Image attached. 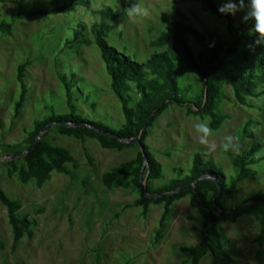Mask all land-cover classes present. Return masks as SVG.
Here are the masks:
<instances>
[{
	"label": "rangeland",
	"instance_id": "374dc122",
	"mask_svg": "<svg viewBox=\"0 0 264 264\" xmlns=\"http://www.w3.org/2000/svg\"><path fill=\"white\" fill-rule=\"evenodd\" d=\"M69 2L4 0L0 4V20L13 24L10 35L0 33V143L20 142L24 127L29 128L34 120L47 117L51 106L55 113L68 112L64 87L58 77L60 72L73 78L76 112L112 129H120L124 124L121 105L110 88V77L90 31L74 38L78 21L89 26L92 11L76 5V10L62 14L24 17L33 10ZM90 2L92 8L101 4L113 7L118 19L107 42L140 63L160 51L151 47L150 42L171 25L175 15L172 0ZM224 2L218 0L221 6ZM136 4L149 7L152 14L144 19L130 17L128 11ZM177 6L202 31L226 30V21L203 11L198 2L180 1ZM244 14L246 9L233 16L236 25L243 21ZM26 60L31 62L26 67V100L19 116L14 117L20 94L17 66ZM176 71L179 95L186 101L194 100L200 87L199 78L182 62L177 63ZM224 94L220 106L229 118L218 129H211L206 144L201 143L196 125L209 126L207 115H188L173 104L156 119L146 143L162 164L165 177L152 181L154 186L172 177L175 167L188 171L194 154L200 152L205 153L206 163L212 161L228 178L234 176L236 148L226 150L225 139L232 136L239 154L256 145L257 161L251 165L254 177L240 182L233 195L224 197L222 205L228 208L264 192V95L251 99L254 107L249 108L234 100L228 84L224 85ZM247 125L249 134L245 136L243 130ZM47 139L69 149L76 166L66 164L71 175L53 171L44 186L37 188L34 181L23 184L15 175H8L4 165L7 160H0V189L20 203V216L36 222L33 236L23 238L12 249L7 210L0 203V239L5 243V249L0 251V264H184L189 259L180 247L198 243L199 232L194 228L200 226V218L188 197L174 203L162 237L156 240L163 206L151 204L146 214L138 206L125 209L123 204L138 198L134 186L107 188L102 183L104 172L136 156L140 149L137 144L120 151L107 150L94 139L82 141L55 130L48 132ZM86 151L92 162L88 161ZM83 180H88L86 187ZM220 230L226 236L224 245L232 264H264V240H258L259 224L253 216L243 215L234 223L222 221ZM209 261L206 256L200 264Z\"/></svg>",
	"mask_w": 264,
	"mask_h": 264
},
{
	"label": "trees",
	"instance_id": "16d2710c",
	"mask_svg": "<svg viewBox=\"0 0 264 264\" xmlns=\"http://www.w3.org/2000/svg\"><path fill=\"white\" fill-rule=\"evenodd\" d=\"M180 1L198 2L203 11L224 19L226 30L220 33L198 29L178 8L177 4ZM3 2L4 0H0V4ZM172 3L175 9L174 20L158 38L150 42L151 47H157L160 51L155 52L143 63L108 44L107 38L118 19V14L111 5L101 4L92 8L90 0H70L67 4L49 9H36L25 14L24 17L62 14L73 8L76 10V5L92 11L93 18L89 26L82 20L78 21V30L75 31L74 38L77 39L87 30L90 31L110 77V88L121 105L124 124L120 129H112L100 121L85 118L76 112L72 95L73 78H68L65 73L60 72L58 77L64 87L68 112L55 113L51 106L49 108L51 112L47 117L34 120L29 128L24 127V138L20 142L0 143V157L21 154L34 144L38 133L46 125L51 124L33 150L22 157L4 162L8 175H15L23 184L34 181L37 188H42L51 178L53 171L71 175L66 164L76 166V160L69 149L54 145L47 139L49 131L55 130L58 134L82 141L94 139L101 148L115 151L136 145L132 142H122L120 139L136 138L142 131L140 138L147 160L142 176L143 178L147 176V192L160 194L175 191L188 183L191 185L164 197H146L140 181V172L144 164V156L140 149L133 159L120 163L116 169L104 172L102 183L107 188L134 186L138 198L132 203L123 204L125 209L138 206L142 208V213L146 214L151 204L163 206L156 240L162 237L165 222L174 203L188 197L200 218V226L194 228L199 232L200 238L194 246L180 247L181 251L189 256L184 264H200L206 256L210 259L209 264H232L233 259L224 245L226 236L220 230L222 221L234 223L243 215L253 216L259 224L258 240H264V192L253 194L228 208L222 205L224 197L233 195L240 182L254 177L255 172L251 165L257 161L256 145L249 151L235 155L233 165L236 173L230 178L214 162L206 163L205 153L200 152L194 154L188 171L182 167H175L172 169V177L161 185L154 186L152 181L164 179V170L146 143V139L156 119L173 104L183 108L188 115H207L210 118V129H218L229 118L222 112L220 106L226 84L230 86L237 103L249 108L254 107L251 99H258L264 95V44H256L259 34L254 30L253 21H240L236 25L233 15L218 11L221 6L218 0H172ZM12 25L9 21L0 20V33L10 35ZM178 62L187 65L200 80L198 93L192 101H186L179 95L176 71ZM30 63L26 60L17 66L16 80L20 85V94L15 103L14 117L19 116L26 100V67ZM205 88L207 98L204 103ZM243 132L245 136L249 134L248 125ZM85 155L88 161H93L87 151ZM217 182L222 187V194L214 202L218 192ZM87 184L88 180H83L85 187ZM250 201L253 203L239 210L227 211ZM0 203L7 210V219L12 230V249H15L23 238L33 236L36 222L20 216L18 213L20 203L8 197L1 189ZM4 249L5 243L0 239V251Z\"/></svg>",
	"mask_w": 264,
	"mask_h": 264
},
{
	"label": "clouds",
	"instance_id": "9594fccd",
	"mask_svg": "<svg viewBox=\"0 0 264 264\" xmlns=\"http://www.w3.org/2000/svg\"><path fill=\"white\" fill-rule=\"evenodd\" d=\"M247 9L246 14L242 16V20L253 21L254 30L257 32L258 38L256 44H264V0H226L219 7L218 11L222 14H230L235 16L239 12H244ZM152 14V11L149 7H146L141 4H136L129 9L128 15L135 19H144L149 17ZM249 47H252L249 45ZM197 131L201 134L200 141L201 143H208V137L211 135V129L207 123H199L196 125ZM226 139V150L233 147L236 148V154H239L238 145H233V137L228 136ZM213 149L216 147L214 144L211 146Z\"/></svg>",
	"mask_w": 264,
	"mask_h": 264
},
{
	"label": "water",
	"instance_id": "95a60500",
	"mask_svg": "<svg viewBox=\"0 0 264 264\" xmlns=\"http://www.w3.org/2000/svg\"><path fill=\"white\" fill-rule=\"evenodd\" d=\"M206 78H207V76L205 77V79H206ZM206 98H207V90H206V88H205L204 103H205V101H206ZM50 126H51V124L46 125V126H45V127H44V128L38 133L37 138H36L34 144H33L32 146H30L29 148H27L24 152H22V153L19 154V155L12 156V157H0V160H11V159H16V158H18V157H22V156H24L25 154H27L28 152H30L31 150H33V149L37 146V144L39 143V141H40L41 136L43 135V133L46 132V131L49 129ZM101 132H102L103 134L111 135V134L106 133L105 131H101ZM141 133H142V131L140 132L139 136H137L136 138H133V139H120V140H121L122 142H132L133 144H137V145L140 147V150H141V152H142V154H143V156H144V164L142 165V170H141V172H140V181H141L142 190H143V193L145 194V196L148 197V198H159V197H164V196H166V195L173 194L174 192H178V191L181 190V189H185V188L189 187V186L191 185V183H188V184H186V185H183V186H181L180 188H178V189H176L175 191H172V192H165V193H160V194H150V193L147 192V190H146L147 176H145L144 178H143V176H142L143 169H144V167H145V165H146V163H147V160H146V157H145L144 147H143V144H142V142H141V138H140ZM111 136H112V135H111ZM217 184H218V192H217V194H216V197L214 198V202H215V200H216L217 198H219V197L221 196V194H222V187H221V185L219 184V182H217ZM252 203H253L252 201H250V202H246V203H244L242 206H240V207H238V208H236V209H233V210H227V211H228V212H233V211L239 210L241 207H244V206H246V205H248V204H252ZM221 209H222V208L220 207V210H221Z\"/></svg>",
	"mask_w": 264,
	"mask_h": 264
}]
</instances>
